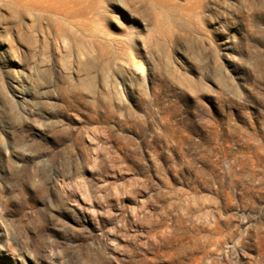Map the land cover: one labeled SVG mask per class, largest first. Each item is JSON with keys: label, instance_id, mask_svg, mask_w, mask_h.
<instances>
[{"label": "rangeland", "instance_id": "rangeland-1", "mask_svg": "<svg viewBox=\"0 0 264 264\" xmlns=\"http://www.w3.org/2000/svg\"><path fill=\"white\" fill-rule=\"evenodd\" d=\"M0 264H264V0H0Z\"/></svg>", "mask_w": 264, "mask_h": 264}]
</instances>
